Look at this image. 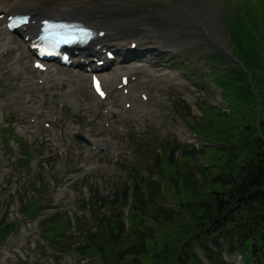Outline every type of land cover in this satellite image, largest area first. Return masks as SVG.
<instances>
[{"label":"rangeland","instance_id":"rangeland-1","mask_svg":"<svg viewBox=\"0 0 264 264\" xmlns=\"http://www.w3.org/2000/svg\"><path fill=\"white\" fill-rule=\"evenodd\" d=\"M89 1L98 8L112 2L120 9L122 6L134 9V13L130 12L132 18L121 19V21L127 23L133 21V18L142 19V24L146 28L142 32V44H147L146 40L150 41L155 35V30L151 29V26L153 28L159 26L161 29L159 40L164 47L172 49L173 57L183 56L196 61L203 67L210 66L212 71L217 73L227 66H238L246 72L248 82H251L249 70L253 71L257 78L264 76V69L257 68L255 65H252L251 69H245L243 63L234 55L236 46H240L232 38V33H236L238 29V23L234 20L235 16L231 15L233 13L231 8L236 2L228 6L224 0ZM8 36L10 40H13L12 51L0 49V100L2 101L0 103V126L8 123L14 126L15 130L17 128L24 134L25 139L34 145L32 149L36 153L25 154L30 144L26 145L23 151L19 144L13 143L12 136L0 130V216L3 215V219L7 221L13 218L21 220L20 227L16 228L17 230L7 239H2L5 234L0 238L2 239L0 241V264H26L27 262L28 264H104L101 254L94 251L84 256L81 254L76 256L69 250L70 254L54 253L56 249L52 248L48 241L41 239L39 235L36 227L37 218L40 220L58 213L66 215L65 217L70 220V230L67 232L68 235L65 234L66 238L78 226L76 218L85 217L79 223L83 226V231L94 232L97 227L89 225L92 223L93 214L109 217L110 215L116 216L119 211L122 213L120 217L124 218L125 225L128 223L130 227L126 229V242L130 244L136 237L132 236L136 227L131 225L134 223L128 214L129 203L108 202L104 208L97 211L95 210L96 202L90 205L88 201L94 194L107 199V194L116 187L130 188L133 175L135 179L139 177L136 175L137 171L142 174L143 179L151 176L156 180L154 188L159 192V196L154 199L167 210L172 209L176 213V226L183 228V216L191 222L185 202L190 200L189 202L193 203L192 201L196 199L195 195L185 197L183 190L178 192L170 186L165 187L164 181L160 179L159 170L153 172L154 167L151 164L154 163L149 158L162 152L163 141H169V147L174 142L182 144L187 142L199 150L197 160L200 166L206 168L210 166L207 163L209 160L207 162L203 160L198 146H218L219 143L215 144L214 141H208L205 135L197 134L192 125L195 126L202 118L204 111L213 105L220 114L231 112L225 104V99L221 98L220 88L215 87L213 81L210 82L205 78L203 80L200 76H195V79L188 78L187 73L180 72L172 66L171 55L162 58L154 55L153 60L156 63L149 64L148 69L155 76H147L146 83L140 85L139 89L147 92L152 104H156L155 108L151 109L157 111L162 118L159 120L158 116L141 105L134 106L133 111L126 113L123 100L116 95H111L109 99L114 108L113 112L106 115L101 108L92 106L96 98L83 84H77L75 92L72 93L74 97L68 92V80L58 82L49 80L48 84L41 88L31 89L29 92L22 91V93L18 91L17 88L23 79L25 80V75L32 76L36 84L35 80L40 75L32 72L30 58H25L29 61L25 65L22 62L24 69L22 67L19 68L20 70L12 68L10 62L13 61V50L24 44L20 35L10 33ZM247 46L246 51L250 52L251 47ZM260 52L264 57V48H261ZM214 54H221L222 61L214 58L207 62L206 55L210 59ZM51 65L56 66L54 63ZM60 70L65 71L63 68ZM41 104L45 107L42 109V114L48 115L43 118L49 125L51 120H54L56 124L53 130L52 124L50 127L42 124L43 118L32 121V117L27 113V106L39 108ZM178 104L182 106V111L188 120L181 121L179 114L176 113V110L179 111V107L176 106ZM149 106L153 107V105ZM241 112L242 109L239 108L236 114L240 115ZM106 119L108 122L112 120V125H104ZM206 124L210 123H204L205 126ZM75 134L85 136L90 141L91 138L102 141L104 145L92 149L89 144L75 138ZM5 135L12 143V148L6 145ZM135 137L139 141L137 142L138 151L134 145ZM114 142L116 151H113ZM145 151L149 155L144 157ZM142 156L143 162L141 161ZM214 161L215 159L210 162ZM144 163L150 165L151 168L145 167ZM121 164L122 166L134 164L133 167L136 164L135 173L132 171L131 176L123 174ZM142 164L143 171H141ZM88 165H92L93 168L88 169ZM36 170L41 173L38 182L34 179ZM130 172H128L129 175ZM80 175L87 176L86 180L91 182L88 184L89 188L80 181ZM200 176V168H194L193 180L201 182ZM123 182H126V185H122ZM144 184L143 182L142 185ZM20 196L24 199L28 198L26 204L36 199V202L28 206L36 211L39 209L35 221L27 218L20 211L19 204H22L19 201ZM48 197L51 199L46 200ZM100 202L102 201H97V203ZM150 212L149 209L146 215ZM83 231L74 237L66 238L63 244L68 246L71 243L72 246L77 243L80 237H83ZM155 240H158L153 243L157 249L163 244L166 246L169 244L168 239L156 238ZM241 256L243 257L242 254L237 253L229 261L231 264H238L239 260H243ZM144 258V264L155 263L148 255Z\"/></svg>","mask_w":264,"mask_h":264},{"label":"trees","instance_id":"trees-1","mask_svg":"<svg viewBox=\"0 0 264 264\" xmlns=\"http://www.w3.org/2000/svg\"><path fill=\"white\" fill-rule=\"evenodd\" d=\"M241 1L231 14L238 23L232 38L240 45L236 46L234 55L245 69H251L252 65L264 69V57L260 52L264 48V0ZM247 45L251 47L250 52L246 51ZM214 58L222 61L221 54H214L211 59ZM249 72L251 82L247 81L244 69L238 66H227L218 73L213 71V82L220 88L221 98L231 112L220 114L213 105L204 111L195 126L192 125L197 134L219 143L218 146H198L203 160H209L210 166H200L199 150L187 142H174L169 147V141H163L162 152L149 158L154 163L151 164L153 172L159 170L165 187L170 186L178 192L183 190L185 197L195 195L193 203L185 202L191 222L183 216V228L176 226V213L154 199L159 196L154 188L156 180L151 176L143 179L138 171L139 177L135 179L132 171L135 173L136 164L134 167V164H125L126 175H133L131 187H116L107 194V199L94 194L88 204L96 202L95 210L98 211L108 202L129 203L128 214L134 223L131 225L136 227L132 235L136 236L134 240L130 244L126 242V229L130 227L120 217L121 212H117L118 218L92 213L89 225L97 227L96 231H83L79 223L85 217L76 218V232L69 237L81 231L83 237L60 250L67 249L83 256L94 251L101 254L104 264H144L147 255L154 264H230L227 259L237 253L242 254L246 262L264 264V76L257 78L253 71ZM239 108L242 112L237 115ZM178 114L182 121L188 120L182 110ZM206 122L210 124L205 126ZM147 155L145 151L144 157ZM143 159L142 156V162ZM213 159L215 161L210 162ZM142 167L143 164L141 171ZM194 168H200L201 182L193 180ZM22 206L24 211L27 205ZM149 209L151 212L146 215ZM40 225L45 238L52 237L53 241L68 238L65 233L70 220L62 214L42 219ZM12 227L3 224L1 236ZM156 238L168 239V246L163 244L157 249L153 244L158 241Z\"/></svg>","mask_w":264,"mask_h":264},{"label":"bare ground","instance_id":"bare-ground-1","mask_svg":"<svg viewBox=\"0 0 264 264\" xmlns=\"http://www.w3.org/2000/svg\"><path fill=\"white\" fill-rule=\"evenodd\" d=\"M22 10L31 14V18H35L34 25L30 23L24 26L23 30L21 31V41L24 45L18 46L14 50V55L12 58V65H15L17 69L23 68L26 63L29 61H24L22 65L21 59L24 57L30 56V50L28 49V40H25L23 37L24 35L30 33V31H36L39 26L38 19L42 15H49V16H57V15H68L73 18L82 19L84 22L88 23L90 26L97 27L98 29H102L104 34L96 38L93 43L87 44L83 50L85 51V55L74 54L78 59L83 56V59H87V56L95 55L96 53L100 54V47L96 48L97 45H101V47L105 44H110L118 51L119 59L116 62L111 64V73L101 71L100 76L102 79L103 86L107 91L106 97L103 99L95 97L96 100L93 105L95 106H102L103 108H107L109 111L112 112V105L109 102L111 95L118 96L123 101H131L133 106L143 105L148 103L145 109H149V101L150 98L144 101L142 98H138L139 87L146 83L147 75H153L151 71L146 69V65L142 64L141 58H131L125 60L127 57L126 55L128 48V44L132 43L133 41L138 42L135 44L134 48H138L141 51H144L148 46V44H153L155 39L151 41H146V45L142 44L141 32H143L146 28L142 24V19L133 18V21H129L125 23V21H121V19L125 18H132V14L126 10L120 9L118 6H115L112 2H109L105 6H101L100 8L96 7L92 4L89 0H0V11L5 12L7 14L9 11L14 12H21ZM5 17L0 19V23L4 22ZM144 26V28H143ZM151 29L155 30V33H161V29L159 27ZM0 34L3 37L0 39L1 44L0 48H9L12 44V41L9 38V31L1 29ZM95 46L94 48L91 46ZM16 46V45H15ZM11 50V49H10ZM12 51V50H11ZM27 53L26 56H24ZM93 53V54H90ZM145 53V52H144ZM135 56H138V53H134ZM144 55V54H143ZM140 57V56H138ZM4 58V57H3ZM99 59V58H98ZM135 59L136 62L131 61ZM79 61V60H78ZM144 65V67H142ZM76 66H74L75 68ZM22 69V70H23ZM31 70L34 74H39L41 78V82L37 84L30 77H25V80L21 83L18 87L19 90H29L31 88L38 87L40 85H47L49 80L60 81L64 79H68L69 81V90L71 94L75 92L77 84H83L87 87V89L92 92L90 87V78L87 80L88 75L86 74L85 70L84 73H80L76 70L74 71H61L57 67L47 66L44 71H39L32 67L31 63ZM19 72V71H18ZM24 72V71H23ZM142 78L139 74H142ZM43 74V75H42ZM89 74V73H88ZM123 74H128L129 76H133L134 78H129L127 82L128 91L127 93L122 92L121 89L117 88V84L119 83V77ZM64 75V76H63ZM38 77V78H39ZM160 77V76H159ZM156 78V77H155ZM161 78V77H160ZM80 87V86H79ZM78 87V88H79ZM22 93V91H20ZM29 92V91H28ZM78 92V91H77ZM93 93V92H92ZM68 96V95H67ZM70 96V95H69ZM74 97V95L72 94ZM152 104V103H151ZM156 105V104H152ZM28 111L36 118L41 117H48V115L42 114L43 106H39V108H32L27 106ZM130 109L133 111V107L131 106ZM124 111H129L124 109ZM154 112H157L153 110ZM119 112V111H118ZM159 120L162 118L161 115L158 116ZM44 119V118H43ZM43 121H46L44 119ZM113 123V122H112ZM90 135V134H89ZM91 137V136H90ZM90 141V140H89ZM106 143V142H105ZM90 145H94L98 147L99 145H104L102 141H96L91 138ZM91 150V149H90ZM89 151V150H88ZM113 151H116V143H113Z\"/></svg>","mask_w":264,"mask_h":264}]
</instances>
